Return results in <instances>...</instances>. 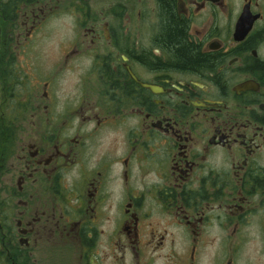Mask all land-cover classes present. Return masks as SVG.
<instances>
[{
	"label": "flooded vegetation",
	"instance_id": "flooded-vegetation-1",
	"mask_svg": "<svg viewBox=\"0 0 264 264\" xmlns=\"http://www.w3.org/2000/svg\"><path fill=\"white\" fill-rule=\"evenodd\" d=\"M0 264H264V0H0Z\"/></svg>",
	"mask_w": 264,
	"mask_h": 264
},
{
	"label": "rangeland",
	"instance_id": "rangeland-1",
	"mask_svg": "<svg viewBox=\"0 0 264 264\" xmlns=\"http://www.w3.org/2000/svg\"><path fill=\"white\" fill-rule=\"evenodd\" d=\"M70 31L71 24L69 14L66 12H58V15H56L55 18L52 19L50 25L48 26V33H50L49 39L43 41V45H41L40 47L51 53L58 47V38L60 37L59 35L68 33ZM51 58L52 57H50V59ZM44 62V57H41V62L37 64H45Z\"/></svg>",
	"mask_w": 264,
	"mask_h": 264
}]
</instances>
